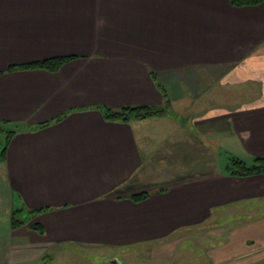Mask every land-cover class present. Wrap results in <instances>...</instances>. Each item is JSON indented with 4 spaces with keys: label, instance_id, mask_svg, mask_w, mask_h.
<instances>
[{
    "label": "crops",
    "instance_id": "0c3cea01",
    "mask_svg": "<svg viewBox=\"0 0 264 264\" xmlns=\"http://www.w3.org/2000/svg\"><path fill=\"white\" fill-rule=\"evenodd\" d=\"M54 57L74 58L56 72L9 70ZM0 73V126L24 127L0 161V264L132 252L218 221L225 208L264 207V174L234 177L221 164L228 152L264 156V4L0 0ZM153 73L169 115L104 118L98 107L165 105ZM246 82L258 87L235 88ZM142 191L147 200L130 199ZM22 208L42 212L13 228ZM250 221L215 232L232 240L206 248L210 264H264V215Z\"/></svg>",
    "mask_w": 264,
    "mask_h": 264
},
{
    "label": "rangeland",
    "instance_id": "374dc122",
    "mask_svg": "<svg viewBox=\"0 0 264 264\" xmlns=\"http://www.w3.org/2000/svg\"><path fill=\"white\" fill-rule=\"evenodd\" d=\"M236 87L239 89L257 88L258 86L253 82H246L239 85L236 84L235 88ZM228 88L231 89V87ZM232 92L231 90L228 94L225 93L222 95L227 100V103H232L235 101V98H237V95L232 94ZM240 96L241 95H238V97ZM243 97L247 98V95H243ZM229 156H231L229 152L226 157L223 156L221 161L223 166L226 164ZM245 160H249L248 162L245 161L248 164H252L254 161V159ZM225 209V212H223L218 221L211 222L205 225V227L202 226L190 232L177 233V235L164 239L158 243L148 244L145 247H138L135 251L125 252L118 249L109 251H107V249H105V251H72V253L64 255L68 257L63 264H106L108 262L111 263L113 260L119 261L122 264H138L136 262H156L158 264H210V260H208L206 256V248L219 245L224 246L225 244H229L232 240L231 233L228 234L227 237H219L215 232L224 233L225 231L230 232V230L243 228L248 225L247 223H252L250 220H255L256 217L259 218L264 215V207L260 208L254 215L245 214V207H228V209ZM160 248H162V250L168 249L166 251L167 255L161 256L156 254Z\"/></svg>",
    "mask_w": 264,
    "mask_h": 264
},
{
    "label": "trees",
    "instance_id": "16d2710c",
    "mask_svg": "<svg viewBox=\"0 0 264 264\" xmlns=\"http://www.w3.org/2000/svg\"><path fill=\"white\" fill-rule=\"evenodd\" d=\"M230 3L235 8L245 7H257L264 4V0H230ZM74 57H54L43 61L29 63L20 66H13L9 70H46L51 72L59 71L66 63L73 60ZM2 73H0L1 75ZM153 78L157 82L159 90L163 93L165 98V105L162 107L158 106H127L120 110H115L109 107H98L103 113V116L108 121L129 123L133 120H144L154 117H163L171 113V102L168 98L167 90L163 83L158 79V76L153 73ZM55 119V121L60 120ZM50 123H43L38 127L48 126ZM24 127L16 129H7L0 126V161H5L6 152L8 145L12 138L23 130ZM226 171L229 175L239 178H246L264 174V156L256 157L252 164H248L245 161L235 156H229L226 164ZM150 196L148 191H142L134 193L130 196V199L134 202H143ZM42 210H29V209H18L14 210L12 214V225L13 228H19L27 224L28 216L34 215ZM32 228L40 233H44V229L40 224L32 225Z\"/></svg>",
    "mask_w": 264,
    "mask_h": 264
},
{
    "label": "water",
    "instance_id": "95a60500",
    "mask_svg": "<svg viewBox=\"0 0 264 264\" xmlns=\"http://www.w3.org/2000/svg\"><path fill=\"white\" fill-rule=\"evenodd\" d=\"M111 263H112V264H121V262L116 261V260H113Z\"/></svg>",
    "mask_w": 264,
    "mask_h": 264
}]
</instances>
